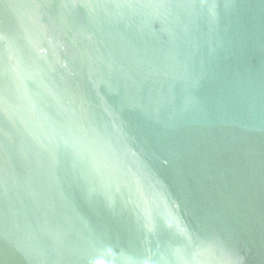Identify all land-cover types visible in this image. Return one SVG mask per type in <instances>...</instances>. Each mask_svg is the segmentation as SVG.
Returning a JSON list of instances; mask_svg holds the SVG:
<instances>
[{
	"label": "water",
	"instance_id": "water-1",
	"mask_svg": "<svg viewBox=\"0 0 264 264\" xmlns=\"http://www.w3.org/2000/svg\"><path fill=\"white\" fill-rule=\"evenodd\" d=\"M0 264H264V0H0Z\"/></svg>",
	"mask_w": 264,
	"mask_h": 264
}]
</instances>
